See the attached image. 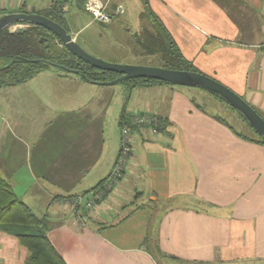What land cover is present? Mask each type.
I'll return each instance as SVG.
<instances>
[{
  "label": "crops",
  "instance_id": "0c3cea01",
  "mask_svg": "<svg viewBox=\"0 0 264 264\" xmlns=\"http://www.w3.org/2000/svg\"><path fill=\"white\" fill-rule=\"evenodd\" d=\"M102 1L110 14H123ZM54 2L68 27L77 0H0V16ZM147 3L186 60L264 118V0ZM78 9L86 12L84 4ZM69 34L76 41L78 32ZM125 58L119 63L141 65ZM104 88L51 67L0 89V178L46 218L65 263L264 264V145L240 137L201 89L155 85L113 100ZM123 109L125 122L154 114L163 130L132 129L121 178L94 211L75 216L66 199L86 197L111 172ZM148 245L162 253L158 261ZM27 257L0 231V264H27Z\"/></svg>",
  "mask_w": 264,
  "mask_h": 264
},
{
  "label": "trees",
  "instance_id": "16d2710c",
  "mask_svg": "<svg viewBox=\"0 0 264 264\" xmlns=\"http://www.w3.org/2000/svg\"><path fill=\"white\" fill-rule=\"evenodd\" d=\"M77 1H79L77 4L78 8H81L86 0ZM220 1L223 2V0ZM144 8H146V2H144ZM18 12L27 11L20 9ZM27 13L42 15L59 24L68 32L64 17L65 11L59 2H54L49 8L40 12L31 11ZM140 19H145L147 24L143 26L141 32L134 38V55L135 57L157 61L156 65H141L201 73L190 61L183 57L179 47L165 26L161 22L152 20L151 13L147 12V9L141 12ZM51 67L59 68L67 73L78 71L82 74V76H79L83 80L94 85L111 81L112 78L118 77L114 73L97 71L78 60L65 49L58 38L41 27L29 25L23 33H9L7 29L0 31V89L24 84ZM124 83L129 86V89L148 88L155 85H172L151 79H131ZM207 93L231 108L220 97L210 92ZM231 109L234 110L233 108ZM236 113L242 122L245 123V126L252 130L256 138H249L243 134L238 135L243 139L264 145V138H261L238 112ZM125 121L126 113L123 109L119 120L120 126L127 123ZM164 125L161 121L159 131L163 130ZM102 183L103 181L91 191L99 189ZM0 231L15 237L26 248L28 251L27 264H66L46 234V218L37 217L15 197L9 185L1 178ZM144 244H148V239H145ZM147 248L157 261L162 257V253L157 247L148 245Z\"/></svg>",
  "mask_w": 264,
  "mask_h": 264
},
{
  "label": "rangeland",
  "instance_id": "374dc122",
  "mask_svg": "<svg viewBox=\"0 0 264 264\" xmlns=\"http://www.w3.org/2000/svg\"><path fill=\"white\" fill-rule=\"evenodd\" d=\"M144 2H146V8H144ZM118 3H120V5ZM109 7L110 11H113L115 7L117 10L121 7L123 9L122 15H117V11L111 14V24L93 22L87 12L75 6L69 10V13L67 12V28L72 34L78 32V37L76 39L78 45L89 55L107 63L121 64L119 61L126 56L127 58H125V60H127L128 63L156 65V60L138 58L134 55V38L141 32L143 26L147 24L145 19H140L139 13L147 9V12L151 13L152 20L162 23L161 19L151 10L147 0H111ZM230 14L234 16L233 13ZM11 30L13 29L11 28ZM112 80L114 79L112 78L111 81ZM104 87V89H108L106 91L112 93L113 100L118 98L122 99L123 93L125 94L126 91L131 90L124 82ZM213 99L215 98L213 97ZM215 100L217 104L222 107V109L216 110L221 118L227 120L237 132H241L249 138H256V135L245 126V123L242 122L234 110L219 102L217 99Z\"/></svg>",
  "mask_w": 264,
  "mask_h": 264
},
{
  "label": "water",
  "instance_id": "95a60500",
  "mask_svg": "<svg viewBox=\"0 0 264 264\" xmlns=\"http://www.w3.org/2000/svg\"><path fill=\"white\" fill-rule=\"evenodd\" d=\"M13 25L25 27L11 30ZM29 25L41 27L51 33L60 40L72 56L93 69L102 73L110 72L118 75L112 81L96 83L95 85L112 86L131 79H151L167 82L174 86L201 89L220 97L238 112L261 138H264V119L262 116L239 95L206 75L187 70L166 69L157 66L107 63L86 53L65 28L42 15L17 12L0 16V31L7 29L9 33H23ZM71 73L82 76L78 71H71Z\"/></svg>",
  "mask_w": 264,
  "mask_h": 264
},
{
  "label": "built area",
  "instance_id": "2783aa9c",
  "mask_svg": "<svg viewBox=\"0 0 264 264\" xmlns=\"http://www.w3.org/2000/svg\"><path fill=\"white\" fill-rule=\"evenodd\" d=\"M107 7L108 3L102 0H86L84 3V9L90 15L92 21L100 24H109L112 19ZM22 27L25 26L13 25L11 28L16 30ZM160 122V119L154 114L134 113L130 117L128 124L121 125L119 153L111 172L100 188L90 191L86 197L73 196L66 199V203L69 205L73 215H78L80 210L84 212L94 211L105 200L108 192H111L116 182L121 178L131 152L130 133L132 129H148L151 133L157 134Z\"/></svg>",
  "mask_w": 264,
  "mask_h": 264
}]
</instances>
